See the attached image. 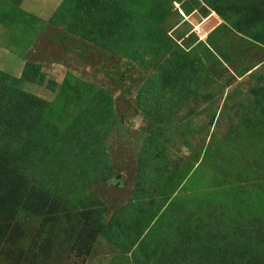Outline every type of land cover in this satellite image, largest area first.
I'll list each match as a JSON object with an SVG mask.
<instances>
[{
  "label": "rangeland",
  "instance_id": "obj_1",
  "mask_svg": "<svg viewBox=\"0 0 264 264\" xmlns=\"http://www.w3.org/2000/svg\"><path fill=\"white\" fill-rule=\"evenodd\" d=\"M0 264H264V0H0Z\"/></svg>",
  "mask_w": 264,
  "mask_h": 264
}]
</instances>
